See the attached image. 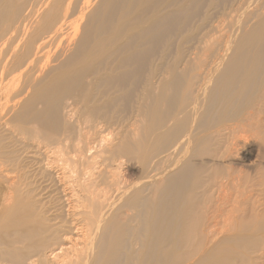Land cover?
I'll return each instance as SVG.
<instances>
[{"label": "bare ground", "instance_id": "obj_1", "mask_svg": "<svg viewBox=\"0 0 264 264\" xmlns=\"http://www.w3.org/2000/svg\"><path fill=\"white\" fill-rule=\"evenodd\" d=\"M196 1L0 0V264L264 261V0Z\"/></svg>", "mask_w": 264, "mask_h": 264}, {"label": "rangeland", "instance_id": "obj_2", "mask_svg": "<svg viewBox=\"0 0 264 264\" xmlns=\"http://www.w3.org/2000/svg\"><path fill=\"white\" fill-rule=\"evenodd\" d=\"M211 1H212V3H211ZM245 8L246 7L244 6V0H197L194 4H191V7L189 8V10L187 12V15L190 18H192L194 16L192 21H191V24H194V23L196 24V22H198V19H200V17L204 18L207 15L208 12H213V13L214 12L215 13H217V12H244ZM247 9H246L245 12H253V7H249ZM233 16L235 18L238 17L237 14H234ZM198 24L200 26V23H198ZM211 25H212V22L209 21L207 24H205V26L201 25L200 28H201V30L203 32L206 33L207 30L210 31ZM196 26H197V24H196ZM177 34H180V32H177ZM198 37H200V36L199 35L197 36V34L193 32V33H191L189 40L197 39ZM214 37H217V35L214 36ZM169 38L160 39V40H157L155 42V44L153 46V53L148 57L150 59V61H152V63L154 61H156L158 58H160L161 55H163L164 52L167 50L166 46H167V41L169 40ZM189 40H185V39L181 40L177 36L174 37V39H173V43L174 44L171 46L170 50L167 52V54L169 55L170 61L173 59L174 56H176L178 48H181V45H183V48H185L183 51L185 52V54H187L188 49L195 42L194 40L192 42H189ZM174 41H176V42H174ZM206 41H209V39H206ZM186 43H188V44H186ZM150 67L151 66H147L146 69L142 70V74H141L142 77H144L145 75H148L147 73L150 71ZM146 71H148V72H146ZM132 104H133V100L129 99L128 97L123 98V99H121V103H119V108H118L119 111L115 112L116 115L120 114L125 120L126 119L128 120V124H129V125H127L128 128L130 127V125L132 123L130 121V119L132 118V115H131V110L133 109ZM27 112L28 111H26V113ZM19 118H20L19 115L16 116V118L14 117L15 121H19L20 120ZM32 128L36 129L37 126L35 127V125H32ZM22 149H21V152H20L21 154H18V155H19L20 158H22L24 156L22 160L24 161V164L26 165V167L28 169V173H26V174H28L26 176V177H28V181L27 182H28V184L32 183V185L34 184L36 186H39L41 184V182H42V173L41 172H45L46 168H45V166L40 167V166L35 165L34 162H36V161L30 162L31 160L33 161L32 157H31V154H30L31 150L26 149V151H25L24 148H22ZM27 150L30 151V152L28 153ZM39 162H41V161H39ZM26 163H28L29 166ZM41 164H42V162H41ZM36 168H37V170H36ZM40 168H42V170ZM23 175H24V173H23ZM241 253H242V251L240 252V255H241ZM253 256L255 257V255H253ZM185 257H187V256H185ZM247 261L248 260H246V263H247ZM230 264H231V262H230ZM253 264H264V261H260L259 263L254 262Z\"/></svg>", "mask_w": 264, "mask_h": 264}]
</instances>
